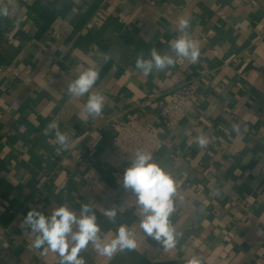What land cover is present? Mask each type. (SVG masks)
<instances>
[{
    "label": "crops",
    "instance_id": "crops-1",
    "mask_svg": "<svg viewBox=\"0 0 264 264\" xmlns=\"http://www.w3.org/2000/svg\"><path fill=\"white\" fill-rule=\"evenodd\" d=\"M0 264H59L33 247L21 222L31 208L45 214L63 204H89L102 237L133 227L138 246L108 260L89 247L86 264H264V0H0ZM198 45L193 63L176 60L145 76L140 53L174 55L178 24ZM55 32V33H53ZM110 56L106 61L102 55ZM99 65L90 89L105 97L98 117H85L87 96L68 85ZM14 71H17L16 75ZM197 77L193 113L164 127L153 92ZM131 112L157 128L154 159L174 177L170 221L178 237L166 252L139 228L123 175L107 162L114 118ZM70 138L63 149L55 129ZM238 126L239 132L234 130ZM209 143L199 147L196 138ZM115 206V222L104 210ZM123 208V211L120 209Z\"/></svg>",
    "mask_w": 264,
    "mask_h": 264
},
{
    "label": "clouds",
    "instance_id": "clouds-1",
    "mask_svg": "<svg viewBox=\"0 0 264 264\" xmlns=\"http://www.w3.org/2000/svg\"><path fill=\"white\" fill-rule=\"evenodd\" d=\"M7 6L0 7V16H8ZM190 27L189 19H181L178 24L179 36L170 43L174 55L161 54L156 48L150 51V58H144L140 53L135 61V69L149 75L154 69L164 71L174 66L177 59L184 58L195 63L200 56L198 45L190 38L187 29ZM110 56L102 55V60ZM99 65L86 68L68 85L70 97L82 98L87 96L84 104L85 117H98L103 110L105 97L98 92L90 93V89L99 79ZM55 129L57 143L63 148L70 147V138L59 130L57 124L49 125ZM234 130L239 132L238 126ZM199 147L204 148L209 143L206 135L196 138ZM130 164L124 170L122 186L130 190L135 203L129 206L135 208V215L139 218V228L153 240L159 242L168 252L173 249L179 233L170 221L175 212L174 197L177 184L172 176L153 157L151 152L137 150L134 156L129 157ZM124 209L121 208L120 211ZM104 215L115 222L117 208L115 206L105 209ZM30 229L35 233L33 247L43 248L44 252L55 253L59 257V264H86L82 252L89 247L98 255L110 260L117 251L134 250L138 246L133 227L120 224L112 237H102L101 227L97 223V216L91 205L82 204L79 212L63 204L45 214L38 208H31L21 222V227ZM107 264V260L105 261ZM187 264H202L201 258L193 256Z\"/></svg>",
    "mask_w": 264,
    "mask_h": 264
},
{
    "label": "built area",
    "instance_id": "built-area-1",
    "mask_svg": "<svg viewBox=\"0 0 264 264\" xmlns=\"http://www.w3.org/2000/svg\"><path fill=\"white\" fill-rule=\"evenodd\" d=\"M14 73L18 74L17 71ZM198 83L197 77L185 78L169 91L153 92L149 95L150 99L155 100L166 129L175 128L185 117L193 113L192 99ZM112 125L115 135L107 162L121 175L130 164L129 157L134 156L137 150L151 152L154 157L162 146L157 128L150 123L141 122L131 112H125L121 118H114Z\"/></svg>",
    "mask_w": 264,
    "mask_h": 264
}]
</instances>
